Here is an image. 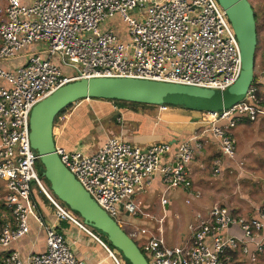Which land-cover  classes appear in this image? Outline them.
<instances>
[{
	"label": "built area",
	"instance_id": "1",
	"mask_svg": "<svg viewBox=\"0 0 264 264\" xmlns=\"http://www.w3.org/2000/svg\"><path fill=\"white\" fill-rule=\"evenodd\" d=\"M241 69L240 42L218 0H7L0 7V181L5 190L0 198V264H88L76 253L77 240L59 229L61 221L98 240L115 264H125L121 253L111 249L39 175L40 155L30 138V116L38 102L70 81L90 77L225 89ZM262 85L264 65H255L243 99L229 108L204 111L206 131L223 155L212 160L214 176L222 172L225 161L235 163L230 171L237 177L247 173L245 162L237 158L232 130L244 116L251 121L264 117ZM202 147L197 135L146 146L112 135L92 152L58 145L56 149L96 202L122 228L129 225V232L123 229L133 240L139 238L136 244L149 264H264V210L259 207L248 215L216 201L206 212L195 213L187 239L167 242L168 193L188 190L187 203L192 196H202L193 188L191 169ZM157 174L164 186L161 215L146 210L139 197ZM32 182L53 209L54 221L42 215ZM30 219L45 233V250L31 251L26 258L18 251L3 253L30 232Z\"/></svg>",
	"mask_w": 264,
	"mask_h": 264
},
{
	"label": "crops",
	"instance_id": "2",
	"mask_svg": "<svg viewBox=\"0 0 264 264\" xmlns=\"http://www.w3.org/2000/svg\"><path fill=\"white\" fill-rule=\"evenodd\" d=\"M0 1L2 4L1 6H4L7 3V0ZM250 1L254 7L259 3V0H255V3L253 0ZM30 2H32V0L24 3ZM263 88L264 85L261 86L262 95H264ZM83 100L95 101L96 107L101 111L99 113L100 117L106 120L103 119L104 123H102L101 128H94L88 123L85 118L83 119L77 112L74 111L70 113L67 118L63 119L61 125L58 128L57 123H54L53 132L58 146H62L67 150L76 149L78 148L77 143L83 139L88 143L83 148L79 149H84L92 152L95 151L109 136L112 135L120 136L122 139L143 146L162 141L177 143L183 139L197 135V138L202 142L203 147L201 149H197L195 159L191 164V169L193 188L194 190L200 191L202 193V196L200 198L192 196L191 202H189V204L194 206V208L192 209L193 218L191 221L194 220L196 212H206V210H208L212 206V204L216 202V200L221 199L224 196L227 197L226 199H228H225L224 203L228 204L229 206H231L229 204L230 200H234L236 202L237 199L240 200L239 196L247 198L246 195L240 194L239 196H235L236 194L229 195L224 191L219 192V190H217V187H214L213 183H210L209 180V182H207V180L205 181V179L208 177L209 173L211 174L209 177L214 178L215 181L224 184L232 182L233 185L234 182H236L239 186L241 182H243L244 180H249L251 178L249 177L251 174L248 172L250 170L246 164L247 160L251 159V157L253 158L255 155V148H253L254 145L252 142L253 137H256L259 140L256 145L264 144V117H260L255 121H251L244 116L232 130L238 141L237 158L242 159L245 162L247 173H245V175L237 177L235 173L230 171L231 168L235 167V163L225 161L222 172L218 176H214L212 170V160L217 156L223 157V155L221 154L220 148L216 143V140L212 133L206 131L209 126V122L206 121V114L204 111L189 109L181 105H170L168 108L163 109L159 105L155 104H145L143 106L134 107L129 105H120L115 100H107L101 98H91ZM107 128L109 130V133L105 132ZM93 130L96 132V134L92 133ZM250 135H253V137L250 138ZM179 189L183 193H185V201L190 196L189 191L183 188H176L168 193L169 204L165 206L168 215V218L165 222L166 231L168 229L167 221H170V225H173V221L175 219L172 218L174 215L171 213L172 210L170 209V207L173 203L172 196L173 194H177V190ZM163 190L164 186L161 182L160 175L157 174L154 177L152 184L147 189L141 191L139 194V197H141L144 202V207L146 208V210L153 213L154 215H161L163 213V208L160 203V198L163 194ZM46 206L47 205L41 199H39V209L42 215L45 217L46 221H54L55 218L53 213H51V208H48ZM231 207L235 209V207ZM262 210L264 209L262 208ZM174 214H176L177 221L176 233L180 237V240L176 243H182L189 237L188 226L187 232L183 233L184 223L181 214L178 211H176ZM31 221L33 222L32 224H35L37 226L35 238L31 242V249L25 250V242L26 240L31 238L32 226L28 234H26L21 239L13 242L6 248L3 253L18 251L23 258H26V256L31 251L41 252L45 250V233L39 229V226L35 222V220L30 219V224ZM58 225H60V227L64 229L71 240H73L74 238L77 240L74 244L77 255L83 258L88 264H96V261L98 260L97 258H100V252H98L93 247L91 248V250L89 249L90 253H86L84 251L83 246L85 241H82L81 230L66 221H61ZM91 252L96 254L94 262H91V260L89 259V255H93ZM108 257L111 260V264H115L109 254ZM101 264L109 263L105 260Z\"/></svg>",
	"mask_w": 264,
	"mask_h": 264
},
{
	"label": "water",
	"instance_id": "3",
	"mask_svg": "<svg viewBox=\"0 0 264 264\" xmlns=\"http://www.w3.org/2000/svg\"><path fill=\"white\" fill-rule=\"evenodd\" d=\"M240 42L242 69L225 89L133 77H90L70 81L38 102L30 116L31 144L40 155L44 175L54 194L91 227L106 234L108 242L131 264H149L127 232L83 187L57 153L54 123L70 103L91 98L124 99L145 104H181L189 109L215 111L243 99L254 78L258 29L250 0H219ZM118 115V114H116Z\"/></svg>",
	"mask_w": 264,
	"mask_h": 264
},
{
	"label": "rangeland",
	"instance_id": "4",
	"mask_svg": "<svg viewBox=\"0 0 264 264\" xmlns=\"http://www.w3.org/2000/svg\"><path fill=\"white\" fill-rule=\"evenodd\" d=\"M23 1L27 2V1H31V0H23ZM253 1L255 3V0H253ZM1 5L2 4L0 1V7H1ZM253 8H254L255 15H256V22H257V29H258V42H257L255 65L260 67L261 64L264 65V60H263L264 59V57H263L264 56V0H259V3L256 4L255 7L253 6ZM111 21L112 20L109 19L107 22H111ZM100 30H102V31L105 30V26H101ZM32 48H34V47L31 46V47H28L26 49H32ZM263 94H264V90H263ZM118 103L120 105H123L122 102H118ZM98 110H99V108L96 107L95 101H92V100H83L80 102L76 101L66 108V112L64 114H61V115L56 117L55 123H57V128H58L61 125V122L63 121V119L67 118V116H69L70 113L75 111L83 119L85 118L88 121V123L91 126H93L94 128H96V127L101 128L102 123H104V120H106V119L100 117L99 113L101 111L100 110L98 111ZM102 110H105V109H102ZM98 116L100 117V119ZM105 132L109 133L108 128ZM92 133L96 134V132L94 130ZM251 137H253V135H250V138ZM252 142L254 145L253 148H255V151H254L255 155L253 158L251 157V159H249V156H248L249 160H247V164H246L250 170L248 172L251 174L250 176L248 175L249 177H251L249 180H244L243 182H241L239 184V186H238V183H236V182H234V185L232 184V182L224 184V183L215 181V179L212 177L210 178L209 176L211 174H209L208 172H207L208 177L205 179V181L207 180V182L210 181V183H213L214 187L215 188L217 187V190H219V192L224 191L229 195H233V194L235 195L236 194L235 196H239L240 194L246 195L247 198H243V197L239 196L240 200L237 199L236 202L234 200H230L229 204L231 206L235 207V209L238 212L243 213V214H248V215L253 214L257 210L258 207L261 209L262 208L264 209V144H261V145L257 144L256 145V143L259 142V140L256 137H253ZM87 143L88 142L84 141L83 139L80 140L77 143L78 148H83ZM39 165H40V163H37V166H36L37 170H38ZM42 179L48 185L47 181L44 178H42ZM0 184H1V187H0V198H1V196L4 194L5 190L3 189V182L2 181H0ZM32 188H33L35 195L37 197H39V199H41L47 205L46 207L49 208V205H48L49 202L45 199L43 193L39 191V188L37 187L35 182H32ZM172 197H173V201H172L173 203L171 204L170 209L172 210L171 213L174 215L172 218H175V219L173 221V225H170V221H167L168 222V229L165 233V237H166L167 242L169 244H176V242H178L180 240V237L176 233L177 221H176V214H174V213L176 211H178L181 214V217H182V220L184 223L183 233H186L187 232V226L193 218L192 217V214H193L192 209L194 208V206L185 201V198H186L185 193H183L180 189L177 190V194H173ZM226 198L227 197L224 196L223 198L218 199L216 201L224 202ZM234 199H235V197H234ZM226 200H228V199H226ZM51 213H53L52 208H51ZM32 223L33 222L31 221V226H32L31 238L26 240V242H25V248L26 249L25 250L31 249V242L35 238V234L37 232V226L35 224H32ZM122 226L127 232L130 231V227L128 224H123ZM81 233H82L81 234L82 241H85L84 246H83L84 251L86 253H90V250L93 247L98 252H100L99 253L100 258L99 257L97 258L98 260L96 261V264H101L105 260H106V262L111 264V260L108 257V251L106 250V248L98 240L93 238L90 234L83 232V231H81ZM98 236H100V235L98 234ZM134 241L138 245L140 244L139 238L134 237ZM91 253L94 256L89 255V259L91 260V262H94L96 254L93 252H91ZM144 254L149 261V257H147L145 252H144ZM120 257L126 264V261L122 258L123 256L120 255ZM242 264H252V263L246 261Z\"/></svg>",
	"mask_w": 264,
	"mask_h": 264
},
{
	"label": "trees",
	"instance_id": "5",
	"mask_svg": "<svg viewBox=\"0 0 264 264\" xmlns=\"http://www.w3.org/2000/svg\"><path fill=\"white\" fill-rule=\"evenodd\" d=\"M255 12V11H254ZM255 17H256V15H255ZM94 99H100V98H94ZM101 99H106V98H101ZM107 100H111V99H107ZM112 100H115V101H117V102H122L123 103V105H129V106H134V107H136V106H143V105H145V103H140V102H135V101H130V100H124V99H112ZM78 101H80V100H78ZM72 103H70L69 105H71ZM168 104H171V105H178V104H172V103H168ZM68 105V106H69ZM179 105H181V104H179ZM67 106V107H68ZM181 106H184V105H181ZM67 107H65L63 110H61V112L58 114V116L59 115H61V114H64L65 112H66V108ZM185 107V106H184ZM44 172H45V168H44V165L40 162V165H39V167H38V173H39V175L42 177V178H44L46 181H47V183H48V185L50 186V184H49V182H48V180L46 179V177H45V175H44ZM51 188V187H50ZM45 197V196H44ZM45 199H46V197H45ZM78 214V213H77ZM79 215V214H78ZM83 221L86 223V224H88L89 226H91L90 225V223L89 222H87V221H85L84 219H83ZM63 222H65V221H63ZM66 222H68V221H66ZM69 224H71V225H73L74 227H77V226H75L74 224H72V223H70L69 222ZM78 228V227H77ZM59 229H61L62 231H64V229L63 228H61L60 227V225H59ZM81 231H83V230H81ZM97 231V230H96ZM65 232V231H64ZM83 232H85V231H83ZM98 233H99V235H100V237H101V239L111 248V249H114V250H117L116 248H115V246H113L110 242H108V240H107V236H106V234L105 233H103V232H101V231H97ZM66 233V232H65ZM119 253H121V252H119ZM121 255L123 256L122 258L126 261V264H131L130 263V261L129 260H127L125 257H124V255L121 253Z\"/></svg>",
	"mask_w": 264,
	"mask_h": 264
}]
</instances>
